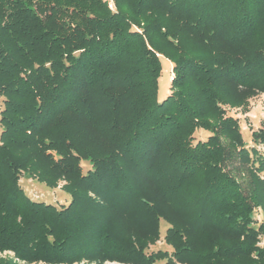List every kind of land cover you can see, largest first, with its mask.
<instances>
[{
  "label": "trees",
  "instance_id": "trees-1",
  "mask_svg": "<svg viewBox=\"0 0 264 264\" xmlns=\"http://www.w3.org/2000/svg\"><path fill=\"white\" fill-rule=\"evenodd\" d=\"M113 1L0 0V252L264 264V156L228 115L239 89L264 94V0ZM25 173L68 179L69 204L32 200ZM162 221L172 250L149 253Z\"/></svg>",
  "mask_w": 264,
  "mask_h": 264
},
{
  "label": "rangeland",
  "instance_id": "rangeland-1",
  "mask_svg": "<svg viewBox=\"0 0 264 264\" xmlns=\"http://www.w3.org/2000/svg\"><path fill=\"white\" fill-rule=\"evenodd\" d=\"M109 3L110 7H114L113 0H105ZM162 59V73L161 77L159 78V92L158 98L160 101L164 100L168 97L171 93V82L174 77L173 72V63L165 58ZM237 95H240L245 98V102L237 107H228V115L236 118L239 120L241 131L243 136L246 140L248 147H256L260 153L264 156V144H256L252 140V133L254 131H258L264 126V94L262 93H253L248 92L244 89H239ZM3 109V102L0 99V112ZM2 131V126L0 124V134ZM209 132L199 129L195 133L194 143L198 141H205L209 137ZM82 167L84 172H87L91 166L87 161L82 162ZM264 178V173L261 174ZM21 186L25 190L28 197L32 200L45 202L54 204L58 207L67 206L70 202V195L66 192V187H70L72 182H69L67 179H60L57 182L56 188H50L45 183H42L35 179L31 174L25 173L21 177L20 181ZM255 219L258 222L263 220V210L260 206L256 207L255 210ZM168 224L164 221L161 222V239L155 245L151 246L149 249V253L158 250L162 251H170L171 247L166 245L164 241V237L166 234V230L168 228ZM264 244V238L260 245ZM0 264H28L22 262L14 256L12 252H0ZM31 264H45L43 262L39 263H31ZM76 264H100L99 262H92L83 260ZM101 264H122L118 262H110L106 261L105 263ZM160 264V263H158Z\"/></svg>",
  "mask_w": 264,
  "mask_h": 264
}]
</instances>
